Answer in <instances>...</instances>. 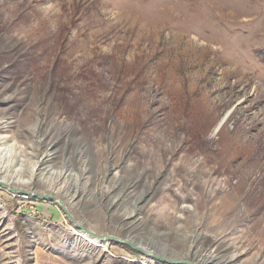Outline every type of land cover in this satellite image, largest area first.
I'll use <instances>...</instances> for the list:
<instances>
[{
  "label": "rangeland",
  "instance_id": "rangeland-1",
  "mask_svg": "<svg viewBox=\"0 0 264 264\" xmlns=\"http://www.w3.org/2000/svg\"><path fill=\"white\" fill-rule=\"evenodd\" d=\"M0 143V264H264V0H0Z\"/></svg>",
  "mask_w": 264,
  "mask_h": 264
},
{
  "label": "water",
  "instance_id": "water-1",
  "mask_svg": "<svg viewBox=\"0 0 264 264\" xmlns=\"http://www.w3.org/2000/svg\"><path fill=\"white\" fill-rule=\"evenodd\" d=\"M0 185H2V183L0 182ZM50 198V197H49ZM52 199V198H51ZM65 209V208H64ZM78 227L80 228V225H78ZM88 232V231H87ZM89 233V235H92V236H94L93 235V233H90V232H88ZM94 237H96L97 239H100V240H111V239H113V240H116V238H113V237H107V236H103V237H100V236H94ZM122 243H125V244H127V245H130V247L132 248V249H134V250H136V251H138V252H140V253H142V254H144V255H148V256H150V257H152V258H154V259H156V260H158V261H160V262H162V263H164V264H186V263H184V262H176V261H170V260H167V259H164L163 257H160V256H158V255H154V254H152V253H150V252H148V251H145V250H142V249H140L139 247H135V246H133L132 244H131V242H127V241H123Z\"/></svg>",
  "mask_w": 264,
  "mask_h": 264
},
{
  "label": "bare ground",
  "instance_id": "bare-ground-1",
  "mask_svg": "<svg viewBox=\"0 0 264 264\" xmlns=\"http://www.w3.org/2000/svg\"><path fill=\"white\" fill-rule=\"evenodd\" d=\"M10 151H8V147H2V144L0 143V160L2 161V160H4L5 158H7L8 157V153H9ZM4 168V167H3ZM5 172V169H0V175H2L3 173ZM2 179V181L5 183V185H3V183H2V185L1 186H3V187H5V186H7V187H9V185L3 180V178H1ZM11 189V188H10ZM53 200H57L56 198H52ZM65 208V207H64ZM80 229H81V231L82 232H84V233H86V234H88L89 235V233L87 232V230H85L82 226H80ZM90 236V235H89ZM92 237V236H91ZM95 238V237H94ZM88 241H91L90 239H88ZM102 241H105V240H102Z\"/></svg>",
  "mask_w": 264,
  "mask_h": 264
}]
</instances>
